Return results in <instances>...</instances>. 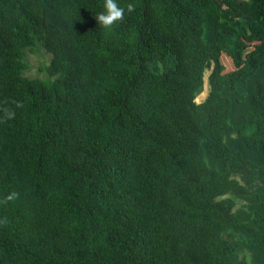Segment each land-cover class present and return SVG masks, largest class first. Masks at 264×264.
<instances>
[{"label":"trees","instance_id":"16d2710c","mask_svg":"<svg viewBox=\"0 0 264 264\" xmlns=\"http://www.w3.org/2000/svg\"><path fill=\"white\" fill-rule=\"evenodd\" d=\"M116 3L0 0V264H264V0Z\"/></svg>","mask_w":264,"mask_h":264},{"label":"clouds","instance_id":"9594fccd","mask_svg":"<svg viewBox=\"0 0 264 264\" xmlns=\"http://www.w3.org/2000/svg\"><path fill=\"white\" fill-rule=\"evenodd\" d=\"M105 11L103 13L97 14L95 17L97 23L104 29H111L114 24L117 22H123L125 19V9L120 7L116 0H105L104 4ZM134 5L129 3L127 5L128 13L133 12ZM197 102V101H196ZM22 106V105H18ZM18 193L12 192L10 193L3 201V203H7L8 201H14L18 198Z\"/></svg>","mask_w":264,"mask_h":264},{"label":"rangeland","instance_id":"374dc122","mask_svg":"<svg viewBox=\"0 0 264 264\" xmlns=\"http://www.w3.org/2000/svg\"><path fill=\"white\" fill-rule=\"evenodd\" d=\"M49 58V55L47 53H44L43 50H36V51H32V52H27V60H26V63H27V66L28 68L26 69L25 73L28 75V76H31V77H34V76H39V77H42L44 74V72H42L41 70H39V65L41 63H47L48 62V59ZM210 70L207 69L205 70V73H204V84H203V90L204 92H200L195 101L197 102H200L202 101L208 94L209 92V86H208V81H207V78H208V74H209ZM242 204L241 201L238 202V205L240 206Z\"/></svg>","mask_w":264,"mask_h":264}]
</instances>
